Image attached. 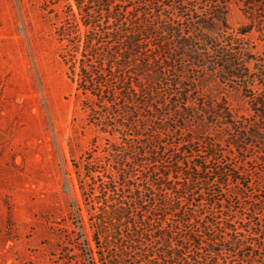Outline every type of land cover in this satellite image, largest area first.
<instances>
[{
  "label": "rangeland",
  "instance_id": "374dc122",
  "mask_svg": "<svg viewBox=\"0 0 264 264\" xmlns=\"http://www.w3.org/2000/svg\"><path fill=\"white\" fill-rule=\"evenodd\" d=\"M163 1L170 6L166 14L180 16L186 31L197 36L193 23L209 21L206 32L219 39L213 68L188 60L195 110L187 116V130L165 142L192 138L189 151L206 164L203 176L212 178L218 203L208 206L199 198L193 206L203 213L210 207L218 221L236 224L244 230L243 239L254 244L251 233H260L258 244H264V140L235 145L213 109L230 108L249 119L244 120L247 128L264 130V0ZM214 12L220 19L212 22L208 18ZM69 18L80 21L75 0H0V264H140V255L130 247V259L119 261L117 252L125 246L118 250L106 238L110 230L103 233L95 224L106 176L92 181L89 197L83 190L87 170L94 176L114 171L102 151L115 140L89 123L84 97L79 98L63 59L67 41L62 28ZM246 25L253 26L252 33L237 36ZM231 65L248 77L228 75ZM167 93L165 87L169 100ZM198 120L207 122L204 134ZM140 170L133 186L142 185ZM222 173L230 183L220 188ZM123 183L115 198L126 202L132 194L122 192ZM169 224L176 228V222L161 223ZM157 245L169 251L164 240ZM151 249L157 248L146 249L154 255L157 251ZM263 257L264 251L247 247L237 259L239 264H261Z\"/></svg>",
  "mask_w": 264,
  "mask_h": 264
},
{
  "label": "trees",
  "instance_id": "16d2710c",
  "mask_svg": "<svg viewBox=\"0 0 264 264\" xmlns=\"http://www.w3.org/2000/svg\"><path fill=\"white\" fill-rule=\"evenodd\" d=\"M75 1L81 18H69L62 28L67 41L63 59L79 98L84 97L89 123L115 140H109L102 151L114 171H99L94 176L95 172L87 170L83 190L89 197L92 181L106 176L97 196L99 211L93 217L99 230H110L106 238L118 250L125 246L117 252L119 261L130 259L128 247L140 255V264H232L247 247L264 251V244H258L260 233H251L254 244V240L243 239L244 230L236 224L218 221L210 207L203 213L193 206L199 198L208 206L218 203L212 178L203 176L206 164H199L195 152L189 151L194 140L183 137L165 142L187 130V116L195 110L192 95L196 89L192 88L188 60L214 67L211 59L219 39L206 32L209 21L193 23L195 36L184 29L180 16L166 14L170 6L163 0ZM219 14L214 12L208 20L220 19ZM252 31L253 26L246 25L236 35L247 36ZM241 71L231 65L227 74L244 80L248 75ZM165 87L169 100L164 96ZM213 109L224 126L222 131L232 136L235 145L264 140L263 129L247 128L244 120L248 118L238 117L227 107ZM198 122L204 134L207 122ZM126 164L136 168L126 171ZM137 168L141 169L142 185L136 187L131 181L137 177ZM122 180V192L128 189L132 194L126 202L115 198ZM221 181L220 188L230 183L224 173ZM163 221L176 222V228L162 226ZM161 240L169 251L159 250ZM148 247L157 252L151 255Z\"/></svg>",
  "mask_w": 264,
  "mask_h": 264
}]
</instances>
